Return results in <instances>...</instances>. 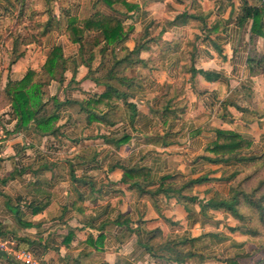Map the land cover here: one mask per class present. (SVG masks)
Segmentation results:
<instances>
[{"label":"crops","instance_id":"1","mask_svg":"<svg viewBox=\"0 0 264 264\" xmlns=\"http://www.w3.org/2000/svg\"><path fill=\"white\" fill-rule=\"evenodd\" d=\"M71 1L66 4V17L56 2V27L39 42L22 46L14 41L22 33L15 16L18 4L0 0V100L8 82H19L32 71L37 75L34 80L45 84L47 110H52L54 101L59 103L52 110L53 135L40 130L38 121L18 127L11 106H0V241L5 244L0 264H23L15 256L20 251L27 252L33 264H193L146 253L140 243L153 230L174 243L201 237L194 248L204 256V264H222L215 255L227 258L232 247L240 246L238 240L223 232L218 234L221 241L203 237L216 233L202 232L206 224L192 216L214 192H225L226 178L235 168L208 161L215 158L207 151L215 141V130L244 136L251 143L245 150L261 148L264 74L250 76L247 60L250 52L264 55V34L251 44V21L236 23L242 0H125L138 6L134 16L120 5L109 9L100 0ZM31 6L27 2V12ZM96 12L115 15L124 24L131 20L121 15L127 12L138 24L115 49L117 60L123 47L132 51L140 41L145 48L139 56L143 63L117 66L119 72L140 70V76L135 74L140 90L129 99L135 107L133 120L127 119L130 112L118 102L121 116L112 126L91 122L90 109L82 105L104 92L86 75L90 68L97 78L109 66V51L100 55L94 33L86 32L81 45L66 36L69 17L82 21ZM39 19L44 23L46 16ZM262 23L264 33V16ZM89 35L92 41L85 49ZM56 47L65 59V70L49 80L44 66ZM105 82L124 88L116 80ZM166 105L174 109L175 118L163 122L159 115ZM99 110L105 112L104 107ZM166 133L173 143L163 147L155 136ZM126 136V142L118 143ZM124 168L147 169L150 179L145 181L151 183L139 194L122 183ZM167 175L181 176L178 187L206 181L186 190L193 203L162 194L151 197L149 193ZM140 181L144 182L141 177ZM119 215L129 222L121 218L116 224ZM179 249L187 253L192 247L183 243Z\"/></svg>","mask_w":264,"mask_h":264},{"label":"trees","instance_id":"2","mask_svg":"<svg viewBox=\"0 0 264 264\" xmlns=\"http://www.w3.org/2000/svg\"><path fill=\"white\" fill-rule=\"evenodd\" d=\"M60 0H15L20 7V12L24 8V12L20 13L19 17H16V22L20 26L26 25L22 28V33L17 34L15 44L25 46L29 43H37L44 33L56 27L54 23L56 19L53 17L52 7L50 4L58 3ZM101 4L109 9H114L115 6H122L128 13L132 14L138 12V6L131 5L125 2V0H100ZM249 1L251 0H242L239 13L236 18L237 24H244L247 21H251L250 28V43L254 44L257 37L262 36L263 33V16H264V1L257 0L261 2L259 6L250 5ZM27 2L33 4L38 10V7L42 8L40 12L32 11V13L27 15L26 6ZM114 12V11H113ZM126 13L121 15L126 16ZM139 13V12H138ZM24 15V16H23ZM46 16V21L44 23L40 22L38 19L40 17ZM181 15L179 18H183ZM67 21L66 27V36L69 41L73 44L81 45L83 42V37L86 32L96 34L94 37V45L99 47L98 50L100 55H103L109 51V57L107 59L109 66L105 69H102L99 72V76L96 78L95 73L88 68L86 79L93 81L96 85L104 87V92L101 95H93L91 99L82 103V105H87L90 109L89 118L90 121L100 122L107 126H112L120 119V109L118 102L121 103L122 107L127 109L130 112L127 119L129 121L133 120V115L135 113V107L130 102V98L134 97L136 92L140 90V85L135 82V78H123L117 76L119 71L117 66L120 63H126L128 66L139 65L143 63L140 60L139 56L142 52L143 46L138 41L132 51H129L127 48H122L125 52V55L117 60L114 55L115 49L123 45L125 41L134 32V26L124 24L125 21L118 19L115 15H104L103 13L96 12L91 17L86 20H77L76 18H71ZM135 22L133 21L132 24ZM35 32V33H30ZM18 57V56H17ZM88 60L93 59V54L89 53ZM106 59V58H105ZM248 69L250 76L264 74V55H255L250 52L247 60ZM65 70V59L62 56L61 49L56 47L52 49L50 54L47 57V61L44 66V72L46 76L51 79H56L61 77ZM37 75L28 71L22 80L19 82H8L3 93V99L5 104H9L12 108L14 115L18 120V127H25L31 121H38V128L40 130L48 132L50 135L55 134V130L52 127L53 121H56V116L52 110H56L59 106L57 101H54L52 104V110L48 111L47 102H43V97L46 95L44 93L45 84L40 82V79L34 80ZM116 80L118 85L124 87L122 90L115 85L109 84L105 81ZM101 107L105 108V112L99 110ZM49 112V114H47ZM109 113L114 115L109 117ZM44 114V115H43ZM46 114V115H45ZM160 120L163 122L172 121L174 116V109H171L170 106L166 105L162 107L161 114L159 115ZM216 138L212 143L211 147L207 149L215 158H208L210 163H220L222 165H231L237 167V164L240 163V153L247 149L250 146V140L241 136L240 134L234 131H224V130H215ZM156 143L161 144L163 147H166L173 143L171 140V135L166 133L162 136L156 135ZM127 141V136L119 140L118 143H124ZM237 172L231 173L226 181L231 188H228V193H219L214 192L213 196L207 201L206 204L202 205L201 212L205 214L207 211H219L223 210L228 213L232 218L240 223H244L246 218L243 215V212L240 208V205L243 203L253 206L254 202L250 199H255L253 194L243 195L238 186H233L231 182L236 176ZM140 177L144 182L140 181ZM150 172L147 169L140 168H130L123 169L122 183L129 184L131 188H134L139 194L143 192V187L150 184ZM206 181L198 180L196 182L184 183L182 186L178 187L181 183V176H163L160 179L159 186L153 192H150L151 197L158 196L160 194L165 195L166 197H175L178 201L190 202L193 203L195 199L193 197L184 196L182 193L187 189H190L196 183H201ZM150 182V183H149ZM233 187V188H232ZM264 194H262L263 196ZM248 199V201H247ZM250 200V201H249ZM263 199L258 200L262 203ZM260 205V204H257ZM257 207V206H256ZM249 208V207H248ZM127 220V216H121L115 221L116 224H119L120 219ZM229 232L235 231L234 228H228ZM247 235H256V229H249L244 232ZM215 238L218 241L223 239V236L218 234H206L203 237ZM202 237V239H203ZM201 240L200 238H186L182 242L174 243L173 240L162 237V234L159 230H153L146 233L145 240L140 243V247L148 253L149 255L158 257L164 260H173L177 263H188L191 261L193 264H202L204 261V256L200 253H197L194 246L197 245ZM189 244L192 247L191 251L183 253L179 249V244ZM233 245H236L232 243ZM238 247V246H237ZM158 252L160 253L158 255ZM222 264H240L238 254H235L232 257L225 258L221 261Z\"/></svg>","mask_w":264,"mask_h":264},{"label":"rangeland","instance_id":"3","mask_svg":"<svg viewBox=\"0 0 264 264\" xmlns=\"http://www.w3.org/2000/svg\"><path fill=\"white\" fill-rule=\"evenodd\" d=\"M70 3L72 4L71 0L59 1L60 6L58 9L62 13L61 15H64L66 17L67 9H69L68 5L66 4H70ZM49 6L52 7L53 12L54 10L56 11L57 8L56 4L52 3ZM19 10L20 7L17 8L16 10V15H15L16 17H19L20 13L24 12V8L22 9L21 12ZM41 10H42L41 7L40 8L38 7L37 10L33 5L30 7L27 15L29 14L30 16L32 11L40 12ZM131 20L134 21L133 19ZM131 20H128L126 24L134 26V30H135L136 27H138V24L137 25L132 24ZM62 23H63L62 26L65 28V21ZM25 26L26 25H22L21 27L23 28ZM8 28L13 29L10 27V25H8ZM91 41H92L91 35H89L86 40L85 49H88V47L90 46L89 43H91ZM124 55L125 52L120 56V58H122ZM119 68H123V66H120ZM137 70L138 69H134V70L126 69V71L124 72H119L120 73L119 76H122L123 78L125 77L131 78L133 76L136 79V77L140 76V70L139 71ZM135 74H138L139 76H136ZM3 105H5V102L2 100L0 101V106ZM1 126L2 123L0 124V128ZM240 159L241 161L240 163L237 164V167L233 168L230 171L231 173L237 172L231 184H233V186H238L240 191L243 193V195L247 196V194L252 193L253 197L255 198V199L253 198L250 199L252 202H254L253 206H249L248 204H246L247 202L240 205L243 215L246 218L245 222L240 223L236 221L234 218H232L228 213L224 212L223 210L207 211L206 215L201 214L200 213L201 211H199L197 212L196 216L190 215V217L192 216L193 221H197L200 224L202 223L206 224L205 225L206 228H203L202 232H209V230H211L213 233L216 234H221L223 232L226 235H231L232 238L235 237L238 240L237 242L240 244V246L232 247L228 252L229 254L228 257H232L235 254H238L240 264H264V195L262 196V194H264V139L263 142L261 143V148L259 150L257 149L243 150L240 153ZM226 184L227 185L225 186L224 194L228 193V188H231L229 186H232V185H228V183ZM185 192L186 191H183L182 194L184 196H188L185 194ZM219 193H223V192H219ZM260 199H263L262 203L258 202V200ZM213 212H217L214 215V217L211 215L213 214ZM217 222L219 223L221 222V224H218V226H214ZM228 228H234L235 231L229 232ZM248 228L256 229L257 234L256 235L245 234L244 232H246ZM213 250H215V248ZM214 259H217V261L221 262L225 258L215 255ZM204 261L202 264H204Z\"/></svg>","mask_w":264,"mask_h":264},{"label":"built area","instance_id":"4","mask_svg":"<svg viewBox=\"0 0 264 264\" xmlns=\"http://www.w3.org/2000/svg\"><path fill=\"white\" fill-rule=\"evenodd\" d=\"M4 114H5L4 119L8 120L9 111ZM2 139H3V135L0 130V144L2 142ZM0 159H1V152H0ZM4 249H5V244L0 241V250H4ZM15 256H16V259L21 261L23 264H33V261L30 259V255L25 251H20Z\"/></svg>","mask_w":264,"mask_h":264}]
</instances>
